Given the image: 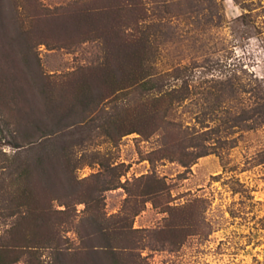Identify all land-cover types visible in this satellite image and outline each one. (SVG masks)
<instances>
[{"label": "rangeland", "instance_id": "374dc122", "mask_svg": "<svg viewBox=\"0 0 264 264\" xmlns=\"http://www.w3.org/2000/svg\"><path fill=\"white\" fill-rule=\"evenodd\" d=\"M16 1L41 71L52 83L56 113L73 108L76 120L84 107L78 98L97 88L101 97L91 107L99 103L107 112L123 104L127 95L118 88L139 63L127 61L129 51L151 73L166 74V84L175 83L176 67L186 68L190 95L167 119L179 126L167 124L165 133L147 121L113 141L109 125H93L75 147L83 159L76 170L85 185L82 198L88 199L90 184L98 186L97 173L111 180L116 188L104 192L99 210L122 213L125 223L140 229L129 239L137 243L140 261L264 264V122L256 114L264 108V0ZM113 68L119 80L104 83ZM11 95L4 90L6 98ZM216 102L221 105L215 116ZM47 111L44 119L50 122L43 121L53 127ZM118 111L124 118L125 109ZM241 111L252 118L238 126L225 122L229 113ZM201 112L207 117L196 119ZM14 127L0 121V264H57L59 243L68 250L62 257L69 264H81L85 255L75 254L80 243L75 225L86 222L95 204L47 187L43 171L30 178L35 155L14 146ZM184 129L210 132L205 134L210 152L189 165L178 158L192 152L189 141L179 148L174 135L168 137L174 131L184 137ZM18 141L22 148L28 144L22 136ZM114 165L118 168L111 170ZM41 242L51 247H33Z\"/></svg>", "mask_w": 264, "mask_h": 264}, {"label": "trees", "instance_id": "16d2710c", "mask_svg": "<svg viewBox=\"0 0 264 264\" xmlns=\"http://www.w3.org/2000/svg\"><path fill=\"white\" fill-rule=\"evenodd\" d=\"M19 8V3L16 0H0V121L4 120L8 126L9 124L15 126L11 134L15 139L14 146L16 148L24 149L35 155L32 156L33 162L28 167L30 178H34L35 175L43 171L47 187L52 186L60 192L64 190L66 196L75 195L78 202L88 203L86 200L89 199L95 204V211L87 219L85 218L86 222L81 220L75 225V233L80 239L79 245L75 248V254L83 253L85 255L82 259L84 262L81 264H143L140 261L141 255L135 251L138 248L137 243L129 241L130 237L140 229L134 228L131 222L125 223L122 213L109 216L105 211L99 210V202L104 198V192L116 188L115 185H112L113 183H110L111 180L101 179L103 174L97 173L95 179H97L98 186L90 184L87 191L88 199L82 198V194L85 193H82L85 185L84 181L77 177L76 170L80 167L83 159L82 156H78L75 147L81 146L86 141L93 125H109L107 135L113 141L130 132L141 130L140 126L147 121L152 126H156L155 131L160 128L166 131L167 124L172 127L173 125L179 126V123L167 119L171 110L175 106L181 105L190 95V78L184 72L186 68L176 67L173 71L175 83L166 84V74L151 73L140 64L141 56L136 51H129L126 53L127 61L139 59V63H132V67L126 72V86L118 88V90L125 89L127 95L123 104L117 103L112 110L107 112L102 111L99 103L91 107L101 95L99 88L96 91L90 89L91 94H84L78 98L84 107L75 120L73 108L64 114L58 108L57 113L55 112L53 102L56 99H54L52 83L41 71L38 54L33 51V45L27 37L28 33L22 25L23 20L19 18ZM115 9L117 10V7ZM116 72L117 70L114 68L111 69L110 75L103 82L111 83V85L117 82L119 79H117ZM5 89L12 93L8 98L4 96ZM132 89L134 90L131 91ZM220 89L224 93L223 87L217 89L215 87L217 91ZM118 90L113 89L112 93ZM134 91L137 92L138 97L131 98L130 95ZM38 93L40 96L37 95ZM209 93L213 92L209 91ZM215 95L218 98L216 92ZM90 99L91 101L88 102ZM220 105L219 102L214 103L216 111H213V115L217 113ZM120 106L125 109L124 118L119 114ZM46 111L49 114L47 116L54 119L51 120L55 124L53 127H48L46 124L47 121V123L50 122L49 119H44L46 113L43 112ZM83 112H87L86 115ZM207 114L201 112L196 114L195 118H206ZM256 114L264 122V108ZM248 118L252 117L242 111L240 114L229 113L225 122L232 123V126H238ZM63 121H67V123L65 124ZM186 128L194 129L188 126ZM181 131H184V137L176 135L177 131L169 133L168 137L171 138V135H174L171 139L179 148H185L182 146L184 140L189 141V145L187 144L186 147L191 146L192 152H181L178 156L184 165L192 164L197 158L210 152L211 145L207 144V138H205V134L210 132L203 131L202 133L197 130L186 133L185 129ZM213 131L217 133L219 129ZM35 134L40 135L35 137ZM20 136L28 141L24 148L18 141ZM165 143H168V140H165ZM110 168L116 170L118 166L114 165ZM59 212L65 214L67 209ZM139 212L136 210L133 215L135 216ZM114 218H117L116 222L118 223L112 221ZM43 220L48 229H51L49 217H45ZM36 244L33 247H51L47 242ZM55 248L57 264H69V261L62 257V255L66 258L67 255L69 256L68 250H65L60 243Z\"/></svg>", "mask_w": 264, "mask_h": 264}]
</instances>
